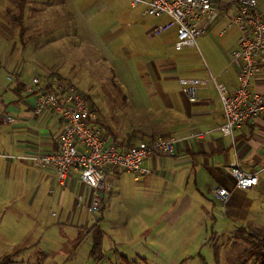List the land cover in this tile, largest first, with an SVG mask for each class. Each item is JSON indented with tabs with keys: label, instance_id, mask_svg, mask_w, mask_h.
<instances>
[{
	"label": "crops",
	"instance_id": "obj_1",
	"mask_svg": "<svg viewBox=\"0 0 264 264\" xmlns=\"http://www.w3.org/2000/svg\"><path fill=\"white\" fill-rule=\"evenodd\" d=\"M257 1L264 16V5ZM57 7L62 8L60 16L51 21L49 35L28 42L29 47H35L28 60H25L26 48L18 49L27 40L19 37L11 52L12 57L17 52L23 62L19 60L14 66L19 75L18 85L0 112V243H11L14 249L20 246L23 235L31 234L34 240L31 247L45 255L57 252L54 239L66 242V237L47 241L42 236L39 238L53 228L64 236L65 229L71 231L78 237V245L91 237L94 243L95 235L101 234L104 259L106 236L117 229L116 222L123 220L124 228L119 232L126 234V226L131 225L128 219L138 217L145 226H149V220L155 233L151 245L157 250L155 254H148L147 249L137 252L139 260L158 262L168 246L172 249L169 255L173 264L180 261L193 264L195 254L202 264H254L258 255L253 252L255 244L246 238L250 234L254 242L264 239V116L247 121L231 137L223 136L219 131L224 123L223 107L214 83L200 87L194 103L189 102L178 83L181 78L205 80L216 76L233 90L238 84V69L231 64V51L237 46L239 29L229 28L223 17L217 19L208 32L217 31L218 41L211 37L212 33L205 34L206 37L197 40V48L184 49H198L200 45L209 56L210 66L205 62L206 69L202 68L199 57L194 56L196 68L176 75L175 64L191 58L174 55L182 52L174 48L176 32L156 38L148 36L150 29L167 22V17L147 16L145 7L133 6L131 0H62ZM35 26L29 23L27 31ZM229 31L236 33L226 38ZM217 44L218 51L214 50ZM101 58L113 75V87L122 94L120 114L127 118L121 122L113 120L101 114L95 103L91 104L107 140L120 148L159 138L179 142L173 154L146 159L143 169L149 173L145 176L136 178L128 173L134 178L125 179L122 173L109 168V188L99 193L105 212L99 220L95 216L99 212H90L94 196L86 194L77 172H72L66 185L59 187L54 174L36 163L35 156L58 149L64 124L53 112L43 116L34 114L35 97L26 92L30 80L25 81L20 64H29L32 79H58L74 87L69 74L82 65L102 68ZM120 74L131 75L134 84L119 80ZM251 89L264 94V72L252 79ZM232 164L245 173L256 174L257 185L238 189L227 170ZM219 187L232 192L225 204L213 195ZM79 194L85 195L82 204L86 207L85 219L73 209ZM43 213L50 214L46 222ZM90 215L101 221L98 229H89ZM25 218L33 225L31 232L20 237L21 230L13 228L20 229L18 226ZM108 237L110 241L122 239L119 234ZM110 245L108 242L109 250Z\"/></svg>",
	"mask_w": 264,
	"mask_h": 264
},
{
	"label": "built area",
	"instance_id": "obj_2",
	"mask_svg": "<svg viewBox=\"0 0 264 264\" xmlns=\"http://www.w3.org/2000/svg\"><path fill=\"white\" fill-rule=\"evenodd\" d=\"M133 6H144L150 17H167V22L152 27L150 38L176 32L174 48L183 51L197 48V40L205 35L220 17L228 21V27H237L240 36L237 46L231 51V64L238 69V84L229 90L216 76L209 79L181 78L178 80L189 102L197 100L200 87L213 82L219 94L224 123L219 128L223 136H232L234 131L247 121L264 116V94L253 92L252 79L264 72V16L258 9L257 0H234L220 3L216 0H131ZM26 92L35 97L34 114L43 116L55 113L64 127L58 138V149L35 156L36 163L51 171L59 187H64L72 175L93 195L90 212L101 210L99 193L109 188L107 173L114 168L117 173H132L136 178L147 175L143 163L154 155H171L175 152L177 139L159 138L139 146L120 148L107 140L104 130L97 124V111L71 86L60 80L42 81L35 77L27 85ZM8 121H12L9 119ZM9 158H13L9 156ZM238 189H251L258 183L256 174L245 173L236 164L227 167ZM214 197L225 204L232 192L216 188ZM85 202V195L77 197V207Z\"/></svg>",
	"mask_w": 264,
	"mask_h": 264
},
{
	"label": "rangeland",
	"instance_id": "obj_3",
	"mask_svg": "<svg viewBox=\"0 0 264 264\" xmlns=\"http://www.w3.org/2000/svg\"><path fill=\"white\" fill-rule=\"evenodd\" d=\"M259 2L264 5V0H259ZM57 4L61 6L62 0H0V112L2 110V107L8 103V98H11L10 96L12 93V89L18 85L17 79L19 78V75L18 73H16L17 70L16 68H14V66L19 62V60L22 62L23 60L18 57L17 52L16 55L14 53V56H11V52L13 50V47L15 46V43H19V37L21 40H27L26 45H22V47L18 45V49L19 51H22V49L24 51V49L26 48L25 60H28V54L35 48L34 46L33 48L32 46L29 47L28 42H32L35 41L36 38L38 40L41 37L43 38L49 35L47 30L50 29V24L52 22H55L56 19L59 18L62 9L61 7L56 8ZM53 6L54 9L52 8ZM31 22L35 23L36 26L32 31L28 32L27 30L28 28H30L28 27V24ZM65 30L68 29L65 28ZM211 33L213 36L210 35ZM234 33L236 32L229 31L227 33L229 36L225 37H231V34L234 35ZM44 34L46 35L44 36ZM217 34V31L206 33L207 36L210 35L214 40L218 41L219 39ZM232 38H234V36ZM218 48L219 45L217 44L214 50L218 51ZM174 55L191 57L190 59L185 61V63L175 64V68L177 70L176 75H181L179 74L180 72L182 73L183 71L196 68V64L193 62L195 58L194 56L199 57L198 61H201L200 64H202V68L204 67L206 69L205 62H207V64L209 65V56L200 45L198 49L174 52ZM92 60H94V58H92ZM102 60L103 59L101 58L100 61ZM100 61L96 62L100 63ZM102 62V68H96L94 64V67L82 65L75 68L74 71L69 74L70 80L74 85V88L86 99L89 105H91L92 103L96 104V107L100 109L101 114H105L106 117L110 116V118H112L113 120L114 118L118 119L120 122L122 120L127 121V118L123 117L120 114L123 105L119 100V96L122 99V94H120V92H118V90L113 87V85H115V83L113 82V75L108 72L109 66L104 63L105 61L103 60ZM20 65L23 67L22 72H24L23 77L25 81L27 82V80H30V84L33 75L30 71L29 64L24 62V64L21 63ZM198 65L199 64L197 63V66ZM117 78H119V80H123V82H132V84H134L131 80V75L120 74ZM121 175H123V178L125 179L129 178L132 180L134 178V175L128 174L126 172H123ZM101 206H103L104 208V203H101ZM73 209L80 213L82 219L86 218L85 206H82L78 209L76 202L73 205ZM103 212L104 211L102 209L95 216H97L100 220ZM43 216L45 218L44 222H46L48 221L50 214L43 213ZM96 218L90 215L89 222L92 224V226L89 229H98L97 227L100 225L101 221L95 220ZM128 220H130L131 225L126 226V234L119 232L122 228H124L123 220L116 222L114 228L117 229L108 232L109 236L119 234V237H121L122 239H115L114 241H110L108 235L106 236L105 257L103 259L102 251H100V253L96 256L92 255V237L86 239L83 243H80V245H78V237L71 231H67L66 229V236L59 235V233L57 234L54 228L49 230L44 235H39V238L42 236L43 241H47L49 238H57L63 240L62 238L66 237V242L64 243L63 241V243H59L54 239V245L58 246H56L57 252L50 251V253H45V255L39 254V251L37 253V251H35V249L31 247L32 244H34V240L31 238V234L22 236V233L24 234L25 232H31V228L33 225L31 220L25 218L20 224L21 227L18 226V228L20 229L13 228L17 231L21 230L19 236H22V238L18 243L20 244V246L11 249V243H0V246L3 247V251L0 250V262L3 261L5 257L9 256L12 259V262L10 264H173L171 259L172 255H169L171 254L172 249H170L168 246L165 248V255L160 257L158 262L150 259L145 261L139 260L137 252H140L141 250L147 249L148 251H145L148 252V254L157 253L156 247L154 245H151V240L155 236L154 229L151 228L152 226H150L149 220V226L143 225L142 221L138 217H132ZM246 240H249L253 245L256 243L264 242V239H257L256 242H254L250 234H248ZM108 242L111 243V245L109 246L110 250L107 248ZM18 250L21 251L17 253L16 251ZM252 251L253 249L251 250V252ZM53 252L56 253L54 254ZM181 252L182 251L180 250L179 253ZM253 252L254 254L256 253L255 251ZM202 254H204V250L202 251ZM122 255L126 256L128 259H125ZM98 257H100V260H98ZM192 261L193 264H202V260L197 254L194 255V259ZM253 262L254 264H258V255L253 260ZM188 263L189 262H187L186 264ZM176 264H185V262L180 261Z\"/></svg>",
	"mask_w": 264,
	"mask_h": 264
},
{
	"label": "trees",
	"instance_id": "obj_4",
	"mask_svg": "<svg viewBox=\"0 0 264 264\" xmlns=\"http://www.w3.org/2000/svg\"><path fill=\"white\" fill-rule=\"evenodd\" d=\"M89 106L92 108L91 105ZM101 240H102L101 234H96L94 237L92 255L96 256L100 253ZM253 249L258 254V259H259L258 264H264V242L256 243ZM11 262H12V259L9 256H7L3 259V261L0 262V264H10Z\"/></svg>",
	"mask_w": 264,
	"mask_h": 264
}]
</instances>
